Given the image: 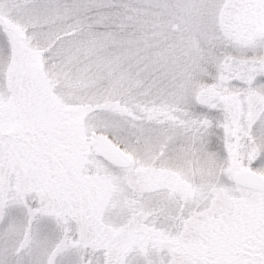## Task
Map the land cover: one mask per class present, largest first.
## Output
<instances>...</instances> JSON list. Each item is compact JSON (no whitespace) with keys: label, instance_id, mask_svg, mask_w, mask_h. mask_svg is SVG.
Segmentation results:
<instances>
[{"label":"snow or ice","instance_id":"snow-or-ice-1","mask_svg":"<svg viewBox=\"0 0 264 264\" xmlns=\"http://www.w3.org/2000/svg\"><path fill=\"white\" fill-rule=\"evenodd\" d=\"M0 264H264V0H0Z\"/></svg>","mask_w":264,"mask_h":264}]
</instances>
